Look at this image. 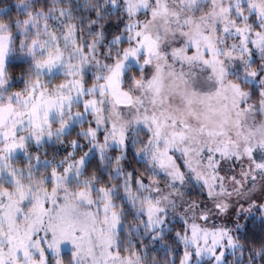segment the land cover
<instances>
[{"label":"clouds","instance_id":"9594fccd","mask_svg":"<svg viewBox=\"0 0 264 264\" xmlns=\"http://www.w3.org/2000/svg\"><path fill=\"white\" fill-rule=\"evenodd\" d=\"M0 264H264V0H0Z\"/></svg>","mask_w":264,"mask_h":264},{"label":"snow or ice","instance_id":"6c2138e0","mask_svg":"<svg viewBox=\"0 0 264 264\" xmlns=\"http://www.w3.org/2000/svg\"><path fill=\"white\" fill-rule=\"evenodd\" d=\"M21 243H22V241H21Z\"/></svg>","mask_w":264,"mask_h":264}]
</instances>
